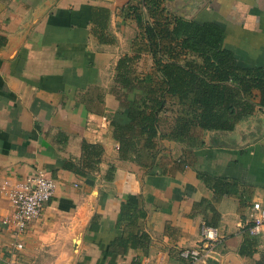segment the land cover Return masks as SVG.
<instances>
[{
  "label": "crops",
  "instance_id": "crops-1",
  "mask_svg": "<svg viewBox=\"0 0 264 264\" xmlns=\"http://www.w3.org/2000/svg\"><path fill=\"white\" fill-rule=\"evenodd\" d=\"M127 1L0 0V221L13 212L4 189L36 172L56 182L24 233L1 227L0 264H264V224L247 230L264 200L260 91L233 129L202 131L197 145L158 135L150 151L120 149L109 120L123 109L118 62L152 66L120 15ZM164 2L220 21L238 63L264 67V0ZM171 122L161 113L158 132ZM203 223L220 237L217 255L189 262L179 250L200 242Z\"/></svg>",
  "mask_w": 264,
  "mask_h": 264
},
{
  "label": "trees",
  "instance_id": "trees-1",
  "mask_svg": "<svg viewBox=\"0 0 264 264\" xmlns=\"http://www.w3.org/2000/svg\"><path fill=\"white\" fill-rule=\"evenodd\" d=\"M120 15L136 22L152 59L145 72L128 69L135 55L118 62L123 109L109 120L120 149L150 151L158 135L197 145L202 131L231 130L250 114L253 89L264 104V67L238 63L220 21L184 18L164 0H128ZM161 113L172 117L165 133L158 132Z\"/></svg>",
  "mask_w": 264,
  "mask_h": 264
},
{
  "label": "built area",
  "instance_id": "built-area-1",
  "mask_svg": "<svg viewBox=\"0 0 264 264\" xmlns=\"http://www.w3.org/2000/svg\"><path fill=\"white\" fill-rule=\"evenodd\" d=\"M55 186L56 182L52 177L36 172L26 176L13 187L4 189L12 203L13 212L11 216L0 221V229L2 226L9 227L15 237L24 233L53 195ZM247 223L250 234H257L261 230L264 224V200L252 202ZM200 236L198 244L182 247L179 255L189 262H205L209 258H214L220 243L216 228L203 223L200 226ZM21 246V242L17 241L16 248Z\"/></svg>",
  "mask_w": 264,
  "mask_h": 264
},
{
  "label": "rangeland",
  "instance_id": "rangeland-1",
  "mask_svg": "<svg viewBox=\"0 0 264 264\" xmlns=\"http://www.w3.org/2000/svg\"><path fill=\"white\" fill-rule=\"evenodd\" d=\"M149 62H150V61H148V59H147V61H146L145 59H143V60L141 61L142 65H143V68H147V67L149 66Z\"/></svg>",
  "mask_w": 264,
  "mask_h": 264
}]
</instances>
